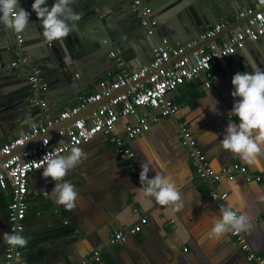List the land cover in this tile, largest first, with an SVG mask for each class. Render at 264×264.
<instances>
[{
	"label": "crops",
	"instance_id": "1",
	"mask_svg": "<svg viewBox=\"0 0 264 264\" xmlns=\"http://www.w3.org/2000/svg\"><path fill=\"white\" fill-rule=\"evenodd\" d=\"M146 1L153 10V4L161 0ZM184 1L177 0L166 9V5L161 6L163 11L158 16L153 10V18L158 21L160 17L170 15L171 26H183L186 13L176 8ZM193 1L201 4L207 18L218 24L224 20L231 23L238 20L236 15L256 0ZM130 2L134 6V0ZM242 3L244 6L240 8ZM92 29L98 32L94 27ZM82 30L89 34L86 28ZM228 34L218 35L214 42L222 44ZM170 44L175 45L171 41ZM109 52L107 62L100 69L115 76L120 68L109 57ZM245 58L249 65L254 62L264 68V36L261 41L248 42L231 56L220 59L213 68L218 77L212 87L204 85L205 75L201 73L195 80L186 81L169 92L168 97L179 105V111L174 116H160L148 130L127 143L136 153L135 161L140 170L141 163L150 159L153 170L150 167L147 175L152 178L155 172H163L172 178L180 192L179 209L172 203L162 205L154 197H144L142 188H137L143 182L127 168L111 139L100 133L79 146L86 157L63 178L69 180L78 192L74 208L69 210L56 203L51 194L54 181L42 176V168L29 175V209L23 231L28 243L22 247V264H80L95 251L102 254V259L93 264H258L247 259V253L231 231L217 239L209 237L212 219L219 216L221 206L211 197L210 185L196 173L188 149L178 136L180 124L186 125L216 170L239 163L247 167L251 177L264 173V157L250 165L238 154L224 150L220 144L228 122L238 120L229 114L234 100L231 79L236 72L251 71V67L244 63ZM124 61L126 69L136 67L135 59ZM95 72L88 76L76 72L71 79L75 83L80 81L78 89L88 88L85 94L95 93L98 92L93 86ZM46 111L47 117L56 115L49 108ZM150 112L156 111L142 106L133 115L120 116L115 129L124 134L128 124ZM88 115L86 112L85 117ZM39 116L37 111L34 117ZM157 161L165 162L166 167L159 168ZM217 188L228 192L226 205L232 204L235 209L248 214L251 227L245 233L250 249L257 255H264V183L235 172L231 179L223 177ZM11 201V189H0V234L13 232L8 220ZM143 215L147 216L148 222L141 232L128 235L123 244H111L117 231L140 222ZM6 246V240L0 236V264H6Z\"/></svg>",
	"mask_w": 264,
	"mask_h": 264
},
{
	"label": "built area",
	"instance_id": "2",
	"mask_svg": "<svg viewBox=\"0 0 264 264\" xmlns=\"http://www.w3.org/2000/svg\"><path fill=\"white\" fill-rule=\"evenodd\" d=\"M136 7H143L144 15H151L152 8L144 3V0H134ZM264 7V0H256L252 5L240 11L236 19L251 16L247 22L234 28L222 44L214 41L193 51L192 53L176 60L170 66L162 67L170 59V53L179 55L188 47H193L200 41L214 37L224 28L231 24L230 20H224L203 32L198 39L190 41L187 45L174 48L168 38L163 39V46L157 47L154 51L157 55L149 64L132 71L125 68V61L120 50H111L109 57L116 61L120 68L112 80L105 85L102 91L83 94L79 97V104L75 108L68 107L61 111L57 118H49L43 115L47 108L46 91L49 82L41 75V68L35 67L29 81L32 84L31 106L38 107L39 117L28 129H23L0 145V158L10 155L0 163V189L12 191V201L9 204L8 220L13 232H20L23 235L25 229V219L29 209L27 195L29 191V175L42 168L44 161L42 157L47 152H55L64 155L74 146H81L90 142L96 135L102 133L107 135L115 144L119 157L126 162L127 168L136 179H139L140 169L136 164V153L128 146V142L136 136L148 130L153 122L158 121L160 116H174L179 111V105L168 97V93L177 89L186 81H193L205 75L204 85L207 88L213 86L217 81V74L213 68L222 58L231 56L249 41H257L264 36V11L259 10ZM143 23L148 21L143 19ZM152 25H157V19H151ZM20 39V36L18 35ZM27 58L23 56L8 64V67H17L27 63ZM78 75V74H77ZM142 80L136 84L134 81ZM130 85V88L123 93L112 98L108 104L98 108L87 117L77 119L66 128L60 129L52 136H45L39 143L25 148L20 152H14L34 137L46 133L50 127L65 120L71 115L80 111L89 103L101 100L104 96L110 95L114 90L122 86ZM147 106L156 112L139 116L138 121L128 124L125 133L121 134L115 129V124L120 116L133 115L137 113L139 107ZM37 113V112H36ZM36 116V115H35ZM179 139L188 149L191 163L198 176L207 182L211 187L210 195L217 200L220 206H226L228 197L227 191H220L218 183L223 177L233 178L235 172H242L248 175L249 179H255L264 183V173L255 174L251 177L247 167L235 163L222 170L214 169L203 148L199 145L191 130L184 124H180ZM149 178H151L148 175ZM144 183V182H143ZM148 218L143 215L140 222L132 226L117 231L111 238V244H123L128 235H133L142 231L147 224ZM236 242L247 253L249 261H256L264 264V255H257L251 251L250 244L245 231L233 233ZM22 247L13 248L7 244L5 249L6 264H22ZM102 259L99 251L90 253L80 264H93Z\"/></svg>",
	"mask_w": 264,
	"mask_h": 264
},
{
	"label": "water",
	"instance_id": "3",
	"mask_svg": "<svg viewBox=\"0 0 264 264\" xmlns=\"http://www.w3.org/2000/svg\"><path fill=\"white\" fill-rule=\"evenodd\" d=\"M32 2L33 0H20V6L31 12L29 24L23 31H9L0 27V145L4 140L12 139L19 130L28 129L36 120L34 116L38 107L31 106L32 84L29 83V77L36 66L41 68L40 75L49 82L46 91L48 106L43 111V115L47 116L46 110L49 108L56 112L55 116L49 117L54 119L59 116L64 106L75 108L79 104V97L88 90V88L78 89L77 83L80 81L76 83L72 81V74L79 72L83 76H88L96 71L94 74L96 81L93 86L99 92L112 80L113 76L100 68L107 62L108 52L113 47L120 50L123 59L127 61L135 59L136 67L131 68L134 71L153 61L157 55L154 50L163 46L164 38L171 36L170 41L176 48L198 39L212 24H216L215 21L207 18L201 4L193 0H185L176 8L186 13H184L183 26L179 24L171 26L170 15H166L165 18L160 17L158 24L152 25L153 14L144 15L143 7L137 8L135 4L131 6L130 0H75L71 7L80 14V19L75 21L77 28L60 40L48 41L43 35L40 21L31 10ZM52 2L53 0H48L49 5ZM176 2L177 0H161L153 4L154 15L161 14L160 12L163 11L161 6L166 5V9ZM144 3L147 4V1L144 0ZM243 6L242 3L240 8ZM259 10H264V7ZM253 16L239 18L214 37L188 47L179 55L170 53V59L162 67L170 66L176 60L209 44L218 35L230 33ZM143 19L148 23L144 24ZM93 27L98 32H93ZM82 28H86L89 34L87 35ZM262 37L257 41H261ZM23 56L27 58V63L8 67L16 57ZM142 80L144 79L134 81L132 84ZM129 88L130 85L122 86L101 100L89 103L77 113L50 127L46 133L18 147L14 152L36 145L45 136L54 135L77 119L85 117L86 112L92 113ZM9 156H2L0 163Z\"/></svg>",
	"mask_w": 264,
	"mask_h": 264
},
{
	"label": "clouds",
	"instance_id": "4",
	"mask_svg": "<svg viewBox=\"0 0 264 264\" xmlns=\"http://www.w3.org/2000/svg\"><path fill=\"white\" fill-rule=\"evenodd\" d=\"M74 2L53 0L49 5L48 0H33L31 10L40 21L43 35L48 41L60 40L77 28L75 21L80 19V14L71 7ZM30 16L31 12L20 6V0H0V27L3 29L21 32L29 24ZM244 63L246 67H251V71L236 72L231 79V96L234 100L229 114L238 117V120L228 122L220 144L224 150L238 154L251 165L264 157V68L256 66L254 62L249 65L247 58ZM85 157L86 153L79 146L72 147L64 155L47 152L42 157L44 164L41 174L54 181L51 194L55 196L56 203L66 209L75 207L78 192L69 180L63 178ZM152 164L150 159L141 163L139 181L144 183L137 188H142L144 197H154L162 205L172 203L179 209L180 192L175 182L163 172H155L149 178L147 174L150 167L153 170ZM157 166L164 169L166 163L157 161ZM250 227L248 214L228 204L222 206L219 216L212 219L209 237L217 239L226 232L240 233ZM0 236L13 248L24 247L28 243L20 232H6Z\"/></svg>",
	"mask_w": 264,
	"mask_h": 264
}]
</instances>
